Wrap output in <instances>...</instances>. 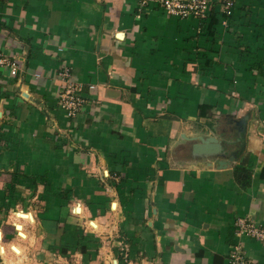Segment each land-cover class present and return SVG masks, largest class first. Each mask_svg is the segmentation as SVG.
<instances>
[{
    "label": "crops",
    "instance_id": "1",
    "mask_svg": "<svg viewBox=\"0 0 264 264\" xmlns=\"http://www.w3.org/2000/svg\"><path fill=\"white\" fill-rule=\"evenodd\" d=\"M140 2L0 1V264H264V0Z\"/></svg>",
    "mask_w": 264,
    "mask_h": 264
},
{
    "label": "built area",
    "instance_id": "2",
    "mask_svg": "<svg viewBox=\"0 0 264 264\" xmlns=\"http://www.w3.org/2000/svg\"><path fill=\"white\" fill-rule=\"evenodd\" d=\"M5 1V0H0ZM141 4L159 5L163 8L167 15L178 17L179 19H196L198 23L205 24L209 18L213 8L223 15L222 25H226V21L230 20L235 8V0H141ZM200 31L201 27H197ZM0 66H6L10 75H15L17 67L13 62H9L0 53ZM67 75V71L60 72L63 79ZM85 97L82 95L81 87L76 82L67 80L64 89L59 93L58 106L64 111L67 119H73L83 107ZM237 235L248 234L254 237H261L262 231L256 225L239 222ZM227 264H256L254 260L247 259L242 254L238 245L232 246L227 254Z\"/></svg>",
    "mask_w": 264,
    "mask_h": 264
},
{
    "label": "trees",
    "instance_id": "3",
    "mask_svg": "<svg viewBox=\"0 0 264 264\" xmlns=\"http://www.w3.org/2000/svg\"><path fill=\"white\" fill-rule=\"evenodd\" d=\"M213 9H214V8H213ZM216 14H219V12L217 11V12H216ZM219 16H220L221 18L219 19V21H218V22H219V24H221V21H222V19L224 18V16H223V15H221V14H219ZM230 19H231V18H230Z\"/></svg>",
    "mask_w": 264,
    "mask_h": 264
},
{
    "label": "water",
    "instance_id": "4",
    "mask_svg": "<svg viewBox=\"0 0 264 264\" xmlns=\"http://www.w3.org/2000/svg\"><path fill=\"white\" fill-rule=\"evenodd\" d=\"M211 141L213 142V139H211Z\"/></svg>",
    "mask_w": 264,
    "mask_h": 264
}]
</instances>
